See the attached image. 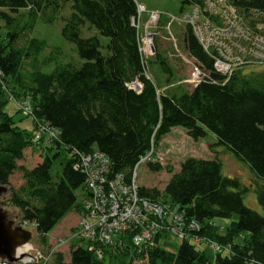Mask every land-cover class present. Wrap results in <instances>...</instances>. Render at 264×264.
Here are the masks:
<instances>
[{"label":"trees","instance_id":"16d2710c","mask_svg":"<svg viewBox=\"0 0 264 264\" xmlns=\"http://www.w3.org/2000/svg\"><path fill=\"white\" fill-rule=\"evenodd\" d=\"M231 4L245 14L248 25L264 24V0H231ZM138 6L135 0H0L6 30L0 39V185L9 186L12 174L20 172L23 184L10 188L7 202L19 210L20 223L34 227L44 244L70 210L79 211L75 192L83 191L85 181L75 168L80 154L98 150L128 180L138 159L174 128L195 141L212 134L216 145L247 164L263 183L254 192L264 211V68L248 66L249 71L241 68L223 77L186 24L183 48L206 77L190 91L158 87L147 74L140 51ZM184 6L203 8L204 0H182L180 10ZM58 15L63 16L61 36L75 46L81 63L56 64L50 73H43L38 55L46 43L29 35L38 19L52 23ZM84 29L94 30L106 44L96 35L83 38ZM154 52L153 62L167 74L168 83L171 69L161 53ZM47 62L48 58L41 63ZM135 84L138 90L132 87ZM11 100L28 104L31 114L26 117L32 119L33 132L19 128L5 112ZM18 112L22 113L20 108ZM39 123L58 131V138L44 137L48 145L34 168L18 166L24 151L37 144L33 138ZM147 168L167 169L159 163ZM252 188L224 177L219 160L194 157L180 163L161 191L140 187L141 197L177 206L185 221L199 225L198 231H188L179 241L175 253L156 237V245L142 260L145 264H264V213L243 204ZM195 239L219 248L212 260L194 246ZM81 240L85 247L71 246L67 263L63 253H54L47 264H105V257L133 264L141 258L126 245L113 251L102 248L99 259Z\"/></svg>","mask_w":264,"mask_h":264},{"label":"built area","instance_id":"2783aa9c","mask_svg":"<svg viewBox=\"0 0 264 264\" xmlns=\"http://www.w3.org/2000/svg\"><path fill=\"white\" fill-rule=\"evenodd\" d=\"M142 12L145 9L139 5L138 14ZM250 14L256 13L251 11ZM158 16L160 14L150 13L154 24ZM244 19L245 14L240 13L231 0H204L203 8L191 7L179 18H172L174 22L192 27L204 51L214 59L215 72L223 77L248 66L264 68V24L253 27ZM146 43L149 48V40ZM150 48L153 50L152 46ZM192 77L197 84L206 77V73L197 66ZM135 85L133 88L138 90L139 85ZM19 108L23 115L31 114L28 104L19 103ZM58 135V131L39 123L34 131L33 143H38L41 137L57 140ZM158 160L159 156L152 147L138 159L127 180L123 173L113 170L109 158L98 150L80 154L75 168L83 173L85 181L78 211L79 230L75 235L77 239H85L87 248L94 250L99 259L102 248L113 251L129 245L141 257L133 264H145L142 257L156 245V237L163 245L162 237L165 235L181 241L188 231H198L199 225L193 220L185 221L177 206L154 203L139 195L137 168L142 164H155ZM14 221L18 226L26 227L20 221ZM124 237H128L129 242ZM194 242L199 241L195 239ZM209 247L214 252L219 250L212 244ZM54 253L59 251L48 250L41 254L36 246L26 245L18 249L17 260L8 262L0 259V264H47Z\"/></svg>","mask_w":264,"mask_h":264},{"label":"rangeland","instance_id":"374dc122","mask_svg":"<svg viewBox=\"0 0 264 264\" xmlns=\"http://www.w3.org/2000/svg\"><path fill=\"white\" fill-rule=\"evenodd\" d=\"M138 5L144 7L145 12L138 14V20L136 21L140 37V51L143 56L144 62H147V74L152 81L158 87L169 86L176 92L190 91L195 83L192 81V73L197 65L194 60L191 59L182 45V34L185 24L174 22L172 18H179L182 13L190 11L188 6H184L182 10V0H135ZM5 11L4 9H0ZM66 15L68 13L67 8L63 11ZM150 13L160 14L157 22L151 21ZM62 15H58L52 23H44L41 19H38L34 29L30 33V38H36L44 40L46 43L45 49L38 55L40 62V70L43 73H50L56 66V64L73 63L77 66L80 65L75 46L61 36V28L63 26ZM6 30L4 28V22L0 19V39L4 37ZM96 35L103 44H106L107 40L99 37L94 30L84 29L81 33L83 38ZM149 40V48L146 47ZM154 44V46H153ZM160 52L166 60L168 67L171 69V76L169 82L165 81L166 73L161 69L158 63L153 62L155 52ZM57 50L60 54H55ZM49 59V62L42 64L45 59ZM26 64L25 70H29ZM23 69V70H24ZM244 71H249L247 68ZM134 86V85H133ZM132 86V87H133ZM136 87V85L134 86ZM161 90V89H160ZM159 90V91H160ZM161 92V91H160ZM180 94V93H179ZM19 103L11 100L5 108V112L12 116L14 123L21 129L33 132L32 119L26 117L21 112H18ZM48 145L44 141V137L38 140V143L24 151L23 159L17 162L18 166H23L27 169L34 168L42 160L44 155V147ZM156 153L159 156V163L161 166L169 169L171 172H167V169L159 172H151L147 168V164L140 165L136 170V181L140 187L155 188L159 191L163 189L172 174L179 171L180 163L189 157L200 158L205 160L217 159L222 165V175L224 177L237 178L240 183L248 188L253 186L243 197V204L250 210L255 211L258 214H263L264 211L258 205L255 196V186L263 184L259 182L249 170L247 164L239 161L236 157L228 152L224 147L216 145V140L212 134H207L206 137L197 141L192 140L184 130L180 128H174L166 135L156 146ZM23 184L21 174L19 171H15L10 177V185L6 186L8 192L0 198V208L7 211L13 220H20V212L17 208L9 205L8 197L10 188L18 189ZM76 202L79 204L83 198V191L81 189L75 192ZM236 219V217H233ZM79 212L72 209L68 214L59 222V224L47 235L45 244L37 237L35 228L28 226L27 230L31 235V242L36 246L38 253H46L48 250L51 252L59 251L63 253V261L67 263L69 261V252L72 247L80 246L85 247V241L81 238L77 239L75 232L79 230ZM221 224H227L228 221H216ZM164 247L167 251L175 253L180 245V242L168 236L166 239L162 237ZM72 246V247H71ZM194 246L203 252L209 260L214 257L211 247L206 243L197 244ZM105 264H121V260L118 258L108 259L105 257Z\"/></svg>","mask_w":264,"mask_h":264},{"label":"water","instance_id":"95a60500","mask_svg":"<svg viewBox=\"0 0 264 264\" xmlns=\"http://www.w3.org/2000/svg\"><path fill=\"white\" fill-rule=\"evenodd\" d=\"M8 192L6 186L0 185V198ZM26 245L35 246L27 227L18 226L11 215L0 208V259L13 262L17 260L18 249Z\"/></svg>","mask_w":264,"mask_h":264}]
</instances>
